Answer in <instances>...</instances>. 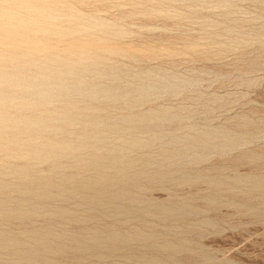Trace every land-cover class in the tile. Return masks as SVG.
Listing matches in <instances>:
<instances>
[{"label":"rangeland","instance_id":"374dc122","mask_svg":"<svg viewBox=\"0 0 264 264\" xmlns=\"http://www.w3.org/2000/svg\"><path fill=\"white\" fill-rule=\"evenodd\" d=\"M67 2L83 15L95 16L103 24L101 31L124 30L119 44L139 51L132 59L111 58L120 65L122 76L117 89L105 91L100 115L119 119L142 113L162 116L113 138L102 150L122 146V158L135 162L131 170L135 172L146 157L159 159L174 151L169 169L179 170L184 180H150L148 174L156 168L150 164L141 171L130 199L100 203L92 200V189L83 187L72 199L54 195L51 201L40 200L48 211L46 218L37 212L9 219L0 210V231L23 237L29 231H47L60 237L66 246L47 253L52 264H151L144 256L157 258L152 264H264V189L253 188V179L264 185V0ZM48 45L58 46L51 39ZM110 78L103 79L106 88L114 85ZM124 87L131 89L129 99L122 95ZM110 95L117 99L108 100ZM91 117L90 112L84 119ZM71 130L76 132L75 127ZM132 136L147 144L124 149ZM199 138L207 147L188 145ZM64 167V174H91L73 171L70 163ZM37 169L44 173L46 166ZM105 170L113 172L108 166ZM218 176L223 188L232 190L214 191L208 181ZM124 179L116 189L125 188ZM1 181L11 184L6 193L10 204L29 205V196L16 187L17 179L0 175ZM235 181L234 186L229 184ZM235 185L247 190L246 196ZM213 195L217 201H212ZM61 206L72 215H81L80 221L59 217L56 209ZM162 206L169 213L159 219ZM95 212L98 216L92 217ZM109 223H116L124 235L138 230L148 236L151 226L155 227L156 239L118 243L112 251L98 242L86 253L75 251L77 258L71 255V241L81 230ZM162 242L180 247L174 252ZM17 249L14 256L0 248V264H22L19 257L25 251Z\"/></svg>","mask_w":264,"mask_h":264},{"label":"bare ground","instance_id":"6f19581e","mask_svg":"<svg viewBox=\"0 0 264 264\" xmlns=\"http://www.w3.org/2000/svg\"><path fill=\"white\" fill-rule=\"evenodd\" d=\"M102 27V22L95 16L83 15L67 0H0V175L17 179L16 187L19 185V191L29 196L30 200L28 206L20 202L10 204L6 193L11 184L1 181L0 210L9 219L29 217L37 212H42L43 218H46L48 211L41 207L40 200L51 201L54 195L72 199L83 187L92 189L96 198L92 200L100 203L129 198L132 189L136 190L138 178L150 164L156 167L153 173L148 174L150 180L172 177L178 182L184 180L179 170L169 169L174 151L159 159L146 157L139 164L140 170L135 172L131 171L135 162L122 158V146L102 150L103 145L114 142L113 138L128 130L135 132L139 125L162 117L156 113L121 119L100 115V110L104 109L102 104L106 102L105 91L117 89L122 76L120 65L112 62L111 58L123 56L132 59L139 54L134 47L119 44L124 30L115 27L101 31ZM48 39L58 46H49ZM109 77L114 82L113 88H106L102 83L104 78ZM123 91L122 95L129 99L131 89L124 87ZM108 98L115 100L117 96L110 95ZM90 112L93 117L85 120ZM72 127L76 128V132H71ZM139 138L132 136L124 149L145 146L147 143ZM188 145L205 148L207 142L199 138ZM65 163L76 169L73 171H90L91 174L82 177L78 173L64 174ZM44 165L46 170L41 173L37 168ZM106 166L113 172H107ZM124 178L125 188L116 189ZM208 182L216 192L226 188L232 190L230 186L223 188L219 176ZM235 182L229 184L234 186L238 181ZM253 188H260L257 192H262L264 185L259 183L258 178L253 179ZM243 190L241 193L246 196L247 190ZM217 198L213 195L212 201H217ZM56 210L61 218L80 221L81 215H72L70 209L64 206ZM158 213L159 216L154 215L161 219L169 213V208L162 206ZM91 216L97 217L98 214ZM85 229L71 238L73 257L77 258L75 251L88 252L98 242L112 251L118 243L130 240L149 242L147 240H153L157 234L156 228L151 226L148 236L138 230L124 235L118 231L116 223L96 230ZM8 232L0 231V248L10 250L15 256L18 252L15 250L22 247L25 251L19 257L22 264H52L47 253L62 251L66 246H63L64 241L59 242L60 237L47 231H27L26 237L22 234L12 236ZM162 246L173 251L180 247L169 242H162ZM143 258L151 264L158 261L155 257Z\"/></svg>","mask_w":264,"mask_h":264}]
</instances>
